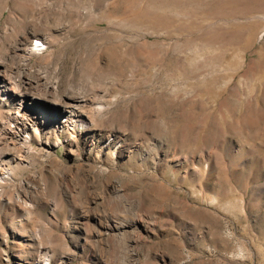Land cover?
<instances>
[{
    "label": "rangeland",
    "instance_id": "374dc122",
    "mask_svg": "<svg viewBox=\"0 0 264 264\" xmlns=\"http://www.w3.org/2000/svg\"><path fill=\"white\" fill-rule=\"evenodd\" d=\"M0 264H264V0H0Z\"/></svg>",
    "mask_w": 264,
    "mask_h": 264
},
{
    "label": "built area",
    "instance_id": "2783aa9c",
    "mask_svg": "<svg viewBox=\"0 0 264 264\" xmlns=\"http://www.w3.org/2000/svg\"><path fill=\"white\" fill-rule=\"evenodd\" d=\"M29 44H32V45L37 44V45H39L40 48H39V50L37 52H41V51L45 50V48H46V44L44 43V40L42 38H37V37L32 38V40L30 41Z\"/></svg>",
    "mask_w": 264,
    "mask_h": 264
},
{
    "label": "bare ground",
    "instance_id": "6f19581e",
    "mask_svg": "<svg viewBox=\"0 0 264 264\" xmlns=\"http://www.w3.org/2000/svg\"><path fill=\"white\" fill-rule=\"evenodd\" d=\"M39 48H40V46L39 45H37V44H34V45H29V46H27L26 48H25V51H38L39 50ZM41 260V259H40Z\"/></svg>",
    "mask_w": 264,
    "mask_h": 264
}]
</instances>
